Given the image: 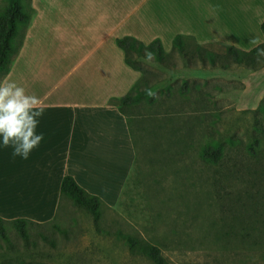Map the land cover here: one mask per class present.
<instances>
[{
	"label": "rangeland",
	"instance_id": "1",
	"mask_svg": "<svg viewBox=\"0 0 264 264\" xmlns=\"http://www.w3.org/2000/svg\"><path fill=\"white\" fill-rule=\"evenodd\" d=\"M128 1L132 8L137 0ZM205 2L209 14L196 9L192 16L184 4L162 3L159 23L149 14L154 5L132 13L146 39L164 42L167 56L164 62L137 56L140 88L154 100L144 96L123 106L139 155L117 205L101 206L96 220L65 197L52 221L28 225V241L8 223L0 264H154L133 254L119 233L157 244L171 264H264V58L257 69L225 58L227 45L250 50L251 39L264 41V18L240 0ZM6 3L0 0V12ZM24 4L37 14L33 31L51 33L73 31L72 22L75 30L91 29L87 15L100 6L94 0ZM190 25L194 34L181 31ZM19 31L17 43L27 28ZM177 34L186 36L190 57L173 49ZM197 44L230 66L202 62L193 53ZM209 145L222 149L217 162L202 156Z\"/></svg>",
	"mask_w": 264,
	"mask_h": 264
},
{
	"label": "crops",
	"instance_id": "2",
	"mask_svg": "<svg viewBox=\"0 0 264 264\" xmlns=\"http://www.w3.org/2000/svg\"><path fill=\"white\" fill-rule=\"evenodd\" d=\"M94 1L100 6L88 13L94 22L87 31L75 30L73 22V31H33L37 15L33 13L6 75L45 103L37 129L44 140L28 159L13 157V149L4 147L0 138V217L4 219L52 221L59 212L65 175H72L107 205L116 206L133 170L136 151L129 117L113 99L126 95L141 76L126 63L116 40L124 36L146 44L154 40L146 39L142 24L132 18L137 9L154 5L149 14H155L157 23L164 18L156 13L162 3L184 4L183 11H190L191 16L196 9L209 14L205 0H154L148 9L144 6L151 4L149 0H137L132 8L128 0ZM240 4H249V9L259 10L264 18V0H240ZM249 9L242 11L247 14ZM189 27L181 31L194 34Z\"/></svg>",
	"mask_w": 264,
	"mask_h": 264
},
{
	"label": "trees",
	"instance_id": "3",
	"mask_svg": "<svg viewBox=\"0 0 264 264\" xmlns=\"http://www.w3.org/2000/svg\"><path fill=\"white\" fill-rule=\"evenodd\" d=\"M6 2L7 3L4 9L0 12V79L9 73L13 59L23 45L26 31L23 34L22 40L17 43V38L20 35L19 30L22 26L27 28L32 18V15H30V13L25 9L24 0H6ZM261 29L264 32V21L261 24ZM185 38L186 36L184 34H177L173 40V49L178 50L183 57L187 58L190 57L191 51L185 42ZM116 43L124 51L126 63L141 73L140 78L126 95L113 99L114 104L119 106L123 113L127 114L123 106L132 105L141 100L144 96L150 97L151 101L154 100V95H148V91H150L149 89L143 90L140 88L144 71L143 67L137 63V56H143L146 51H148L152 52L157 60L164 62L167 54L160 38H156L146 44L135 37L124 36L118 38ZM261 47H264V43L261 44ZM225 51V58L230 59L237 64H244L256 69L263 65L261 63L263 58L260 62H257L255 47L250 50H244L235 45H227ZM193 53H195L196 57L202 62L209 61L213 65H217L219 63L223 68H228L230 66L229 63L220 61L219 55L207 49L203 45L197 44ZM188 87L189 83L185 82L183 85L184 90L186 91ZM133 141L136 151L135 163L131 175L129 176L122 192L121 198L126 193L130 179L132 178V175L138 165L139 153L134 137ZM221 153L222 149L219 145H209L203 149L202 156L207 161L217 162L221 157ZM65 197L70 198L75 205L92 213L96 220H99L102 216L101 206L104 205L110 207L99 196L93 195L83 188L72 175H65L62 180L61 204L63 198ZM8 223L14 225L20 236L25 241H28L30 237L28 225L41 224L27 218L7 220L0 217V237L7 241L9 240L6 227ZM119 235L125 239L130 251L133 254L144 256L154 264H171L169 259L164 255L161 247L157 244L131 234L119 233Z\"/></svg>",
	"mask_w": 264,
	"mask_h": 264
},
{
	"label": "clouds",
	"instance_id": "4",
	"mask_svg": "<svg viewBox=\"0 0 264 264\" xmlns=\"http://www.w3.org/2000/svg\"><path fill=\"white\" fill-rule=\"evenodd\" d=\"M262 43L258 37L250 40L255 46L257 62L264 58ZM145 57L151 61L154 54L146 51ZM148 95L154 94L148 91ZM44 103V98L29 93L25 86L8 76L0 79V138L4 147L13 149V157L28 159L44 140V134L37 132Z\"/></svg>",
	"mask_w": 264,
	"mask_h": 264
}]
</instances>
